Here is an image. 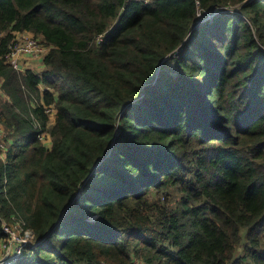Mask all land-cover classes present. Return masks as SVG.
<instances>
[{
    "label": "trees",
    "instance_id": "1",
    "mask_svg": "<svg viewBox=\"0 0 264 264\" xmlns=\"http://www.w3.org/2000/svg\"><path fill=\"white\" fill-rule=\"evenodd\" d=\"M0 81L17 264H264V0H0Z\"/></svg>",
    "mask_w": 264,
    "mask_h": 264
},
{
    "label": "built area",
    "instance_id": "2",
    "mask_svg": "<svg viewBox=\"0 0 264 264\" xmlns=\"http://www.w3.org/2000/svg\"><path fill=\"white\" fill-rule=\"evenodd\" d=\"M147 1V0H144ZM213 14H208L201 22L210 19ZM48 47L42 44L39 38L31 33L17 34L13 42L10 44L8 52L5 54L6 62L19 73L25 74L29 69V59H37L48 51ZM43 90V88L41 87ZM30 105L32 108L41 107L47 116L46 125L43 126L41 121L30 112L29 119L33 127L38 131L37 139L45 146H49L52 142L49 129L53 125L56 118V108L54 104L47 105L41 97L31 95ZM0 99L10 100L1 87L0 81ZM5 137L6 133L2 123L0 122V158L5 159ZM0 228L5 234V238L0 242V264H17L18 260L24 253L26 246H35L36 241L33 232L27 227L23 218L12 217L9 221L2 217L0 213Z\"/></svg>",
    "mask_w": 264,
    "mask_h": 264
},
{
    "label": "rangeland",
    "instance_id": "3",
    "mask_svg": "<svg viewBox=\"0 0 264 264\" xmlns=\"http://www.w3.org/2000/svg\"><path fill=\"white\" fill-rule=\"evenodd\" d=\"M203 17H201L202 19ZM27 69H31V70H34V71H38L40 69H42V57L35 60V61H32L28 64L27 66ZM245 234H246V229L245 228H242L241 229V235H242V238L245 239ZM240 250V248H239Z\"/></svg>",
    "mask_w": 264,
    "mask_h": 264
},
{
    "label": "crops",
    "instance_id": "4",
    "mask_svg": "<svg viewBox=\"0 0 264 264\" xmlns=\"http://www.w3.org/2000/svg\"><path fill=\"white\" fill-rule=\"evenodd\" d=\"M42 56H40L39 58H41ZM39 58H37V59H39ZM37 59H29V58H27V60L29 61V63L30 62H32V61H35V60H37Z\"/></svg>",
    "mask_w": 264,
    "mask_h": 264
}]
</instances>
